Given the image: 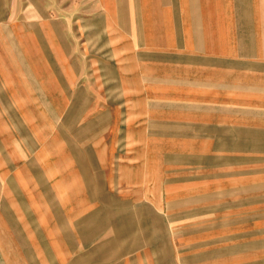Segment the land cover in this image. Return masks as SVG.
I'll use <instances>...</instances> for the list:
<instances>
[{"label": "crops", "instance_id": "obj_1", "mask_svg": "<svg viewBox=\"0 0 264 264\" xmlns=\"http://www.w3.org/2000/svg\"><path fill=\"white\" fill-rule=\"evenodd\" d=\"M108 4L118 7L116 32L137 47L135 67L146 71L136 79L138 86H147L145 95L122 93L118 100L147 101V113H154V102L161 98L167 117L179 120L171 125L185 127L187 72L195 73L194 85H202L209 73H222L230 79V135L264 134L250 125L253 114L262 113L247 108L264 103V0H112ZM19 53L24 63L31 60L24 51ZM127 81L122 84L135 83ZM66 100L74 102L69 110L73 117L82 113L80 129H74L73 140L68 135L63 143L66 156L52 161L49 176L41 175V188L8 191L19 200L4 207L0 264H264L261 200L257 211L230 205V248L225 254L202 252L203 216L216 210L204 212L202 194L187 196L186 189H171L172 182H186L172 175L176 171L172 165H179L185 156L176 155L178 161L169 158L170 167L161 179L168 186L161 192L165 202L160 208L156 187L161 175L155 173L151 142L108 141L107 111L85 110L86 103L108 99L82 93ZM81 106L82 112L77 111ZM96 117L98 127L90 125H96L94 120H86ZM87 130H99L98 136L87 141ZM115 130H121V139L139 133L133 124ZM111 149H146L148 155L138 163L135 154L112 157ZM251 191L245 186L239 193Z\"/></svg>", "mask_w": 264, "mask_h": 264}, {"label": "rangeland", "instance_id": "obj_2", "mask_svg": "<svg viewBox=\"0 0 264 264\" xmlns=\"http://www.w3.org/2000/svg\"><path fill=\"white\" fill-rule=\"evenodd\" d=\"M111 1L0 0V231L4 229V207L8 201L19 200L8 191L41 188V175L49 176L52 161L66 156L63 143L68 135L73 140L74 129H80L82 120V113L78 117L69 113L74 102L66 99L85 93L93 99H108L85 106L86 111H107L108 141H149L154 146L150 153L154 154L155 173L161 175L156 187L160 190V208L168 186L161 179L170 167L169 158L178 161V155L185 156L179 165H172L176 170L172 175L186 178V182H172L171 189H186L187 196L202 194L204 212L215 207V212L203 216L202 252L225 254L230 248V205H246L257 211L260 200L264 203L260 197L262 191L264 196V134L230 135V79L222 73H209L202 85H194L195 73L187 72L185 127L171 125L179 120L167 117L163 112L166 102L161 98L154 102V113H147V101L118 100L122 93L145 95L147 86H138L136 79L146 71L135 67L137 47L132 39L116 32L118 7L108 4ZM19 51L31 60L24 63ZM123 65L125 69H121ZM123 79L135 83L123 85ZM247 108L262 113L253 114L261 125L254 120L250 125L264 130V103ZM130 110L138 113L126 114ZM86 120H94L96 125H90L98 127V117ZM132 124L139 133L121 139V130L116 132L115 127L123 129ZM98 131L87 130L86 140ZM52 143L59 144L52 147ZM147 151L111 149L110 153L114 158L135 154L142 163ZM213 175L218 178L212 180ZM245 186L254 191L242 195L239 191ZM224 190L231 193L221 194ZM257 216L251 214L252 218ZM173 238L172 233L174 245ZM3 262H7L5 257Z\"/></svg>", "mask_w": 264, "mask_h": 264}]
</instances>
